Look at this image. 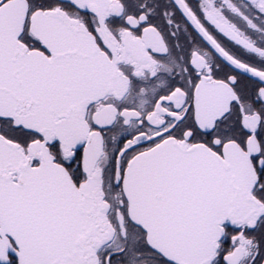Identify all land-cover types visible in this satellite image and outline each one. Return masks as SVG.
<instances>
[{"label": "snow or ice", "instance_id": "obj_1", "mask_svg": "<svg viewBox=\"0 0 264 264\" xmlns=\"http://www.w3.org/2000/svg\"><path fill=\"white\" fill-rule=\"evenodd\" d=\"M0 264H264V0H0Z\"/></svg>", "mask_w": 264, "mask_h": 264}]
</instances>
